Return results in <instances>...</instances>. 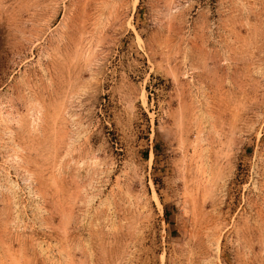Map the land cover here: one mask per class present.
<instances>
[{
  "label": "rangeland",
  "instance_id": "obj_1",
  "mask_svg": "<svg viewBox=\"0 0 264 264\" xmlns=\"http://www.w3.org/2000/svg\"><path fill=\"white\" fill-rule=\"evenodd\" d=\"M0 264H264V0H0Z\"/></svg>",
  "mask_w": 264,
  "mask_h": 264
}]
</instances>
